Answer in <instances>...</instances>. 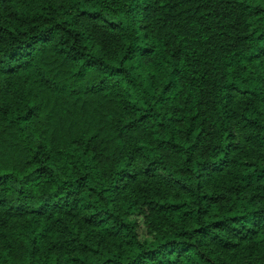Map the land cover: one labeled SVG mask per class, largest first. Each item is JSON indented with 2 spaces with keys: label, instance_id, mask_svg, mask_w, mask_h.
<instances>
[{
  "label": "trees",
  "instance_id": "1",
  "mask_svg": "<svg viewBox=\"0 0 264 264\" xmlns=\"http://www.w3.org/2000/svg\"><path fill=\"white\" fill-rule=\"evenodd\" d=\"M0 264H264V0H0Z\"/></svg>",
  "mask_w": 264,
  "mask_h": 264
}]
</instances>
